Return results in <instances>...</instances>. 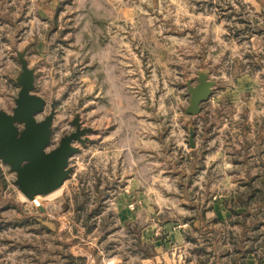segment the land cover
Segmentation results:
<instances>
[{
  "label": "rangeland",
  "instance_id": "rangeland-1",
  "mask_svg": "<svg viewBox=\"0 0 264 264\" xmlns=\"http://www.w3.org/2000/svg\"><path fill=\"white\" fill-rule=\"evenodd\" d=\"M20 51L47 101L39 118L54 102L52 146L76 115L90 130L73 142L64 183L32 200L0 161V264H216L235 242L264 252V101L244 88L254 74L264 81V0H0L8 112ZM233 54L244 78L217 113L233 114L244 96L257 105L238 103L229 124L250 134L240 168L228 164L230 137L219 162L204 146L189 154L198 114L184 112L186 80L228 73Z\"/></svg>",
  "mask_w": 264,
  "mask_h": 264
},
{
  "label": "water",
  "instance_id": "water-1",
  "mask_svg": "<svg viewBox=\"0 0 264 264\" xmlns=\"http://www.w3.org/2000/svg\"><path fill=\"white\" fill-rule=\"evenodd\" d=\"M21 70L16 78L19 85L11 111L0 109V161L15 173L14 184L28 200L37 195H46L58 189L71 172L70 157L78 152L73 144H85L84 136L90 129L81 127L78 115L72 123L75 130L63 134L57 145L52 146L54 102L50 110L39 118L47 101L34 92V70L28 66L25 52H17ZM216 81L209 78L206 70L196 73L195 83L186 80L189 95L185 114L196 115L201 103L208 99ZM194 130H189L188 143L194 146Z\"/></svg>",
  "mask_w": 264,
  "mask_h": 264
},
{
  "label": "crops",
  "instance_id": "crops-1",
  "mask_svg": "<svg viewBox=\"0 0 264 264\" xmlns=\"http://www.w3.org/2000/svg\"><path fill=\"white\" fill-rule=\"evenodd\" d=\"M231 57V56H230ZM229 57V62L231 63L229 72H222L221 74L215 75H209V78H213L216 81V85L213 86L212 94L209 96V98L206 101L209 102L208 107L207 105H204L205 102L201 103V109L198 115L194 118V120L198 123L195 124L194 127L190 129H194V146H190L189 143V154L194 153L198 151L199 148L204 146L205 148H210V151L212 152L213 156V163L217 161L222 154V146L224 143L225 138H231L235 139L234 147L231 150V153L236 154V160H231L228 164L235 167L240 168L238 164H242L241 159H243L245 156L243 155L245 151H243V148L247 146V143H249L251 140L249 139V133L246 131H241L237 128L239 133H233L231 132V129L229 128V124L231 121L235 122L236 125H238V117H240V114L238 115V108L240 103V107L242 105H246V102L248 103V107L251 106L252 110L257 106L256 103L250 99H252V95L249 96V101L246 102L243 101V98H247V96H244L241 99H238L235 103L236 110L233 112V114H229L228 112L225 114H219L217 111L224 106L225 102L224 100H227V94L229 93L230 89L233 87H237V82L240 80L239 78H244V76L241 75L238 76L236 73L233 72L234 63L236 60V57L241 59L240 54H233L232 57ZM197 69L195 70V72ZM216 71V69H215ZM220 72L221 69L218 68L217 72ZM255 76L252 81V85L249 87L244 86V88L247 89H254L255 87L258 88V92L260 93V96H258V99L261 103L264 101V81L261 79V76H257L258 74H254ZM247 77V74H246ZM236 79V80H235ZM249 79V78H248ZM257 92V91H256ZM257 92V93H258ZM225 95V98L222 96ZM229 103L231 102L228 98ZM254 106V107H253ZM212 109V110H211ZM250 109V110H251ZM205 111V112H204ZM194 117V116H193ZM209 117V118H208ZM252 111L249 113V119L252 120ZM211 120H214V125L212 130L207 129L204 127L206 125V122H210ZM218 122V124L215 122ZM202 127V129H198V127ZM230 129V130H229ZM252 132V131H251ZM262 133V132H261ZM253 136V134L251 133ZM92 139V136L90 137ZM188 142V139H187ZM220 160V159H219ZM219 160L217 162H219ZM221 195H219L220 197ZM216 197V196H215ZM214 197V198H215ZM221 199H219L220 201ZM218 201V200H217ZM217 203V202H216ZM215 203V204H216ZM214 208L217 211H220L221 216H229V212L226 208L221 206L219 203L217 205H214ZM214 209V212H215ZM217 211L215 213H217ZM243 246V245H242ZM246 248L244 245L243 248ZM236 246L232 245V247L225 246V251L223 252L226 257H221L216 264H264V252H262L259 248H256L254 251H248L244 254L242 257H238V253L236 251ZM226 253V254H225ZM187 260V259H186ZM194 264H197V260L193 259ZM201 264V263H200Z\"/></svg>",
  "mask_w": 264,
  "mask_h": 264
},
{
  "label": "trees",
  "instance_id": "trees-1",
  "mask_svg": "<svg viewBox=\"0 0 264 264\" xmlns=\"http://www.w3.org/2000/svg\"><path fill=\"white\" fill-rule=\"evenodd\" d=\"M236 243H237V242H235L234 245L237 247V248H236V251H237V253H238V257H242V256H244V254H245L246 252H248V251H254V250H256L255 247L247 246L246 248H245V247L243 248L244 245L242 246V244L239 245V244H236ZM202 264H203V262H202Z\"/></svg>",
  "mask_w": 264,
  "mask_h": 264
},
{
  "label": "bare ground",
  "instance_id": "bare-ground-1",
  "mask_svg": "<svg viewBox=\"0 0 264 264\" xmlns=\"http://www.w3.org/2000/svg\"><path fill=\"white\" fill-rule=\"evenodd\" d=\"M55 191V190H54Z\"/></svg>",
  "mask_w": 264,
  "mask_h": 264
}]
</instances>
